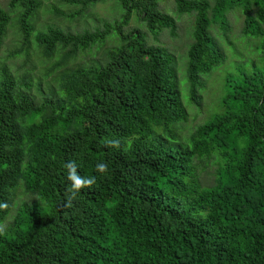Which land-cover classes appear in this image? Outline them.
Returning a JSON list of instances; mask_svg holds the SVG:
<instances>
[{
    "label": "trees",
    "instance_id": "1",
    "mask_svg": "<svg viewBox=\"0 0 264 264\" xmlns=\"http://www.w3.org/2000/svg\"><path fill=\"white\" fill-rule=\"evenodd\" d=\"M81 17L108 0H62ZM120 19L93 30L49 26L34 33L37 0H9L19 26L58 64L115 40L103 61L60 74L59 93L41 102L30 82L0 67V264H264V0H173L179 14H193L186 79L197 105L202 76L223 59L210 36L212 23L239 9L242 34L260 40V64L227 79L221 112L196 127L188 145L168 143L187 119L176 87V63L148 45L132 16L152 34L175 20L161 0H113ZM10 21L0 5V44ZM166 138V139H164ZM110 141H119V147ZM215 166L209 186L196 171ZM91 188L72 196L67 165ZM105 163L106 173L96 165ZM19 188L30 200L17 205Z\"/></svg>",
    "mask_w": 264,
    "mask_h": 264
},
{
    "label": "rangeland",
    "instance_id": "2",
    "mask_svg": "<svg viewBox=\"0 0 264 264\" xmlns=\"http://www.w3.org/2000/svg\"><path fill=\"white\" fill-rule=\"evenodd\" d=\"M40 7L30 20L34 33L43 31L49 26L59 27L70 32H81L85 29L93 30L102 26L104 22L112 23L120 19L122 11L113 0L96 4L87 11L86 15L71 18L76 7L70 6L62 0H37ZM212 3L213 0H208ZM9 0H0V5L5 9L10 21L6 35L0 44V67L6 66L15 79H27L30 82V93L37 102L43 101L52 92L59 93L57 80L64 71L73 69L79 65H91L103 61L109 49L115 45V40L110 37L99 47L79 54L75 59L66 64H58L62 58L61 53L47 58L34 42V34L28 41L24 37L19 26V9H10ZM160 10L174 18L175 33L164 29L157 34L147 31L135 16H132L125 30L138 29L145 36L146 42L151 46H160L166 49L176 63L175 82L181 101L187 112V119L174 125V139H166L168 143L188 145L191 133L213 115L221 112V100L226 94L227 79L229 76L238 75V70H252L260 64L257 46L260 40L243 36V15L239 9L227 12L225 15L226 29L220 23H212L209 29L210 36L222 53L221 64L209 75L202 76L201 85L197 96L199 105L190 99L189 84L186 79L187 49L192 43V31L194 24L193 14H179L175 11L173 0H161ZM203 169H197L196 179L201 186H209L215 177V166L212 161L205 163ZM29 196L19 188L16 192L17 205L29 201ZM15 211V208L13 209ZM14 211L2 224L4 230L11 222Z\"/></svg>",
    "mask_w": 264,
    "mask_h": 264
},
{
    "label": "clouds",
    "instance_id": "3",
    "mask_svg": "<svg viewBox=\"0 0 264 264\" xmlns=\"http://www.w3.org/2000/svg\"><path fill=\"white\" fill-rule=\"evenodd\" d=\"M109 144L111 146L119 147V141H110ZM68 168V179L71 183V192L72 196L69 198L68 206H71V200L75 198L76 193L82 188H91L96 183V178L93 177H82L77 172V166L75 162H72L67 165ZM96 170L99 173H106L108 171V166L105 163H99L96 165ZM0 207L7 208V204H0ZM4 226L0 225V234H3Z\"/></svg>",
    "mask_w": 264,
    "mask_h": 264
}]
</instances>
